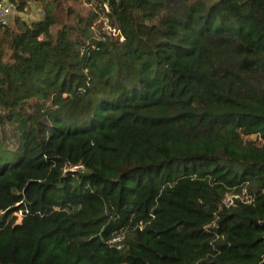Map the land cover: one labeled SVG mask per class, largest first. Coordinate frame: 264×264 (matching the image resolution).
I'll return each instance as SVG.
<instances>
[{
    "label": "trees",
    "instance_id": "obj_1",
    "mask_svg": "<svg viewBox=\"0 0 264 264\" xmlns=\"http://www.w3.org/2000/svg\"><path fill=\"white\" fill-rule=\"evenodd\" d=\"M10 1L0 264H260L264 0Z\"/></svg>",
    "mask_w": 264,
    "mask_h": 264
},
{
    "label": "built area",
    "instance_id": "obj_2",
    "mask_svg": "<svg viewBox=\"0 0 264 264\" xmlns=\"http://www.w3.org/2000/svg\"><path fill=\"white\" fill-rule=\"evenodd\" d=\"M15 4L10 0H0V26H5L8 24L9 17L14 13ZM235 200H243L247 202L246 197L243 195H231L225 198V207H230L233 205ZM121 240L120 236L115 237L113 242H119Z\"/></svg>",
    "mask_w": 264,
    "mask_h": 264
},
{
    "label": "rangeland",
    "instance_id": "obj_3",
    "mask_svg": "<svg viewBox=\"0 0 264 264\" xmlns=\"http://www.w3.org/2000/svg\"><path fill=\"white\" fill-rule=\"evenodd\" d=\"M21 15L25 21H34L40 18L41 10L37 3L31 0L29 6L25 8Z\"/></svg>",
    "mask_w": 264,
    "mask_h": 264
},
{
    "label": "water",
    "instance_id": "obj_4",
    "mask_svg": "<svg viewBox=\"0 0 264 264\" xmlns=\"http://www.w3.org/2000/svg\"><path fill=\"white\" fill-rule=\"evenodd\" d=\"M261 226L264 228V222L261 223ZM260 264H264V254L262 256V261L260 262Z\"/></svg>",
    "mask_w": 264,
    "mask_h": 264
}]
</instances>
